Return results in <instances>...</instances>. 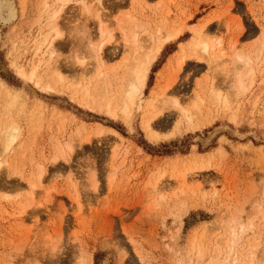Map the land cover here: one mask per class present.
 Here are the masks:
<instances>
[{
  "label": "rangeland",
  "instance_id": "rangeland-1",
  "mask_svg": "<svg viewBox=\"0 0 264 264\" xmlns=\"http://www.w3.org/2000/svg\"><path fill=\"white\" fill-rule=\"evenodd\" d=\"M12 1L17 19L0 25V264H236L237 256V264H264V0H100L102 24L94 17L99 0H70L50 66L48 46L37 49L59 6ZM181 28L128 119L78 104L84 89L92 107L113 91L120 98L134 49ZM109 35L98 66L87 48ZM200 41L214 44L212 55H193ZM180 42H189L185 54H174ZM237 54L249 56L253 69L240 93L234 72L246 67H235ZM40 58L37 85L17 71L29 74ZM97 68L104 74L96 77ZM49 79L53 90L42 89ZM181 105L191 126L180 119ZM153 111L161 112L149 130ZM10 121L19 138L5 152ZM251 248L254 259L245 253Z\"/></svg>",
  "mask_w": 264,
  "mask_h": 264
},
{
  "label": "bare ground",
  "instance_id": "bare-ground-1",
  "mask_svg": "<svg viewBox=\"0 0 264 264\" xmlns=\"http://www.w3.org/2000/svg\"><path fill=\"white\" fill-rule=\"evenodd\" d=\"M53 4L52 6H59L58 9H54L53 13L50 14V17H49V23H48V27L51 28V32L50 33H47V35H45L43 37V39L41 40V44L38 45V52L40 53L41 52V47L42 46H48V50H49V59L48 61H46L47 65L50 64V62L53 60L52 58L54 57V55L56 54V47H55V43L59 40L62 39L63 37V34L61 33V31L59 30L58 28V19H59V16L61 14V12L63 11L64 7L66 6V4L70 1V0H53ZM81 2V1H80ZM98 8H95V15H94V12H93V15L94 17L96 16V19H97V23L99 22L100 24H102V12L106 9L104 8L105 6H103L104 3L103 0L102 2L99 0L98 1ZM82 4H85L84 2H81ZM50 6V5H49ZM51 7V6H50ZM90 7V6H89ZM85 5L84 9L86 12H89L91 8H89ZM45 8V7H44ZM102 11V12H101ZM92 12V11H91ZM89 12V13H91ZM102 14H101V13ZM100 13V14H99ZM101 16V18H100ZM104 16V14H103ZM17 19V7L15 5V3L12 1V0H0V25H2L3 27L5 26H8L10 25L11 23H13L15 20ZM167 25V24H166ZM176 25V24H175ZM101 26V25H100ZM179 26V25H178ZM181 26V25H180ZM183 27V25H182ZM192 28L194 26H191ZM197 27V26H195ZM200 27V26H199ZM210 27V26H209ZM165 28V27H164ZM104 29V28H103ZM103 29H100V33L101 35L103 36L105 34L104 30ZM160 29V28H159ZM165 30V29H164ZM168 30V29H167ZM159 32L156 34V37L153 36L152 38H148L145 41L142 42V44L134 49V52H135V55L133 53V55L130 57L132 58L133 57V60L132 62L130 63V65H128L127 69L125 70L124 72V77L120 78L121 82H122V95L121 97L119 98L118 95H116V91H113V96H108L104 99H102V96L101 98H98L99 99H102L101 101H97L96 104V107H92L91 104L92 102H90V100L88 98H86V93H87V89H84L83 90V98L82 99H79L78 100V104L80 106H83V107H87L89 109H97L99 111H103V112H106L108 113L110 116L112 117H117L119 114L120 115H123V117L125 118H129L130 116V113L131 111L134 109L135 106H138V107H141L142 106V96H143V93L145 92V88L147 86V80H148V74H149V71L153 65V63L155 62V60L157 59V57L160 55L161 51L168 45L170 44L171 42L177 40L182 34H183V29H177V30H171V31H168L167 32ZM196 32V31H195ZM53 33V36L51 37V34ZM81 33V34H80ZM79 35L77 38H78V41L79 43L82 41L85 40L84 38L87 36H84L85 33L84 32H80ZM200 33V32H199ZM147 34V33H146ZM205 34V33H204ZM150 36V35H149ZM192 36V35H191ZM75 37V35H74ZM66 38V37H65ZM51 39V40H50ZM106 39V38H105ZM194 39V38H193ZM89 40V39H88ZM98 40V39H97ZM110 40V35H109V38L107 39V41H100L98 42V44L96 46H94V48H92V51H91V48H87V46L90 44V42L88 43V45H86L85 47L87 48L88 50V53L90 54H93L96 58V61L98 63V66H100L99 64H101L103 62L102 58H101V52H102V49L103 47L105 46V44H107V42H109ZM86 41V40H85ZM194 41V40H193ZM196 41H197V38H196ZM38 43V42H37ZM95 43V42H94ZM133 43L135 44L136 42L133 41ZM144 43V44H143ZM189 43V42H180L179 45H178V50H176L174 52L175 53H184V48H185V45ZM195 43V42H193ZM85 45V43H83ZM151 44H153L151 46ZM136 45V44H135ZM190 45V44H189ZM214 45V44H213ZM212 44H210L209 42L207 41H200L198 43L195 44V48L193 50V55H196L198 53V51H201L202 54L204 55H207L209 54L213 49H214V46ZM190 47V46H189ZM135 48V46H134ZM143 49V51H139ZM186 49V48H185ZM263 51V50H262ZM44 52V51H43ZM191 52V51H189ZM96 53V54H95ZM189 54V53H188ZM211 54V53H210ZM212 55V54H211ZM216 55V54H215ZM35 56V55H34ZM39 56V55H38ZM44 56V55H43ZM42 56V57H43ZM183 56V55H181ZM192 56V55H190ZM173 57V56H172ZM180 57V55H179ZM188 57V56H187ZM186 55L184 57H182L180 59V61L178 62V69H183V66H185V63H186ZM201 57V56H199ZM94 58V57H93ZM175 58V56L173 57ZM177 58V56H176ZM77 59V58H76ZM196 59V58H195ZM197 59H200L198 58V55H197ZM202 59V58H201ZM34 60V59H33ZM79 60V59H78ZM77 60V61H78ZM42 62V59L40 58V60H38V64H33V68L31 70V72L29 74H26L23 70H18L17 72H19L21 74V76L27 80H30V81H34L35 80V83L38 85L40 84L39 82V79L36 80L37 78V72H38V69H39V65L40 63ZM251 59L249 56L247 55H242V54H237L235 55L234 57V65L235 67L238 69V66H245L246 67V71L245 72H241V71H238V70H235L234 72V89L237 90L239 93L240 91L242 90H245L246 88V84H245V79H247V77L249 76V79H250V75L253 73V69H252V66H251ZM77 63L81 64V63H84V59H80V61H78ZM50 66V65H49ZM54 65H52V68L54 70L55 67H53ZM81 66V65H80ZM84 66V65H83ZM97 66V67H98ZM127 66V65H126ZM48 67V66H47ZM119 67V66H118ZM125 66H123V69H124ZM50 68V70L52 69ZM83 68V67H82ZM87 68V67H86ZM126 68V67H125ZM101 69V68H100ZM56 70V69H55ZM97 72H99V74L97 73V76H100L101 74H104L105 71H102V70H99L98 71V68L96 69ZM117 70V69H116ZM57 71V70H56ZM56 75L59 76L57 78V80L61 81L62 80V77H60V73L61 72H56ZM83 74L86 73L85 69L82 70ZM91 72V71H90ZM118 72V71H117ZM122 72V71H121ZM28 73V72H27ZM107 73V72H106ZM87 74V73H86ZM96 74V73H95ZM107 75V74H106ZM116 76V74H114ZM120 75V74H119ZM41 76V75H40ZM90 76V75H89ZM81 77V76H80ZM95 77V76H93ZM95 77V78H96ZM253 77V76H252ZM103 78V77H102ZM45 79V78H44ZM110 80H112V82H114L117 86V79L113 78V77H109ZM65 81V79H63ZM97 80V79H96ZM100 80V79H98ZM103 80V79H102ZM108 80V79H107ZM252 80V79H251ZM49 82H47V84H44V82H46L44 80V82L42 83V86L41 87L42 89H52L54 84H53V80L51 81V79L48 80ZM91 81V80H90ZM101 81V80H100ZM72 82V81H71ZM92 82V81H91ZM103 82V81H102ZM106 82V81H105ZM104 82V83H105ZM110 82V81H109ZM120 82V83H121ZM96 83H99V82H96ZM44 84V85H43ZM62 84V82H61ZM74 84V83H73ZM95 84V83H94ZM249 84V83H247ZM83 85V84H82ZM90 85V84H89ZM98 85V84H97ZM96 85V86H97ZM62 86V85H61ZM106 88H108L110 85L108 84V81L107 83H105ZM103 86V87H104ZM120 86V85H119ZM63 87V86H62ZM95 87V86H94ZM121 87V86H120ZM119 87V88H120ZM55 88V87H54ZM73 88V87H72ZM90 88V87H89ZM102 87H100L101 89ZM114 88V86H113ZM61 89V88H60ZM63 89V88H62ZM75 89V88H73ZM103 89V88H102ZM109 89V88H108ZM115 89V88H114ZM113 89V90H114ZM117 89V87H116ZM6 90V89H4ZM53 90V89H52ZM66 90V89H65ZM68 90V89H67ZM110 90H112L110 88ZM121 90V89H120ZM234 90V91H235ZM56 91V89H55ZM91 91V90H90ZM100 91V90H99ZM102 91V90H101ZM68 92V91H67ZM98 92V91H97ZM6 93V97H10V99H14L13 98V95L9 94L8 91L6 90L5 91ZM74 93V92H73ZM92 93V92H91ZM94 93V92H93ZM102 93V92H101ZM155 93V92H154ZM72 94V93H71ZM103 94V93H102ZM109 94V92H108ZM107 94V95H108ZM75 95V94H74ZM93 95V94H91ZM99 95V94H98ZM110 95V94H109ZM224 95V94H222ZM241 95V94H240ZM73 96V95H72ZM72 96H70L72 98ZM78 96V95H77ZM106 96V95H105ZM120 96V95H119ZM154 96V95H153ZM215 96H218V99L221 101V103H223L224 106H226L228 104V100L226 98H220L221 96L218 95V94H215ZM95 97V96H94ZM210 97V96H209ZM81 98V97H80ZM96 98V99H98ZM152 98V97H151ZM195 99V98H194ZM196 103L194 104V109H197L198 108V104L200 102V100L202 99V97H197L196 98ZM75 100V99H74ZM95 101V98L92 99ZM95 101V102H96ZM150 101V100H149ZM217 102V101H216ZM215 102V103H216ZM194 103V102H193ZM94 104V105H95ZM155 104V103H154ZM176 104V103H175ZM177 105V104H176ZM201 105V104H200ZM199 105V106H200ZM150 107H153V103L151 102L149 104ZM182 106V105H181ZM222 106V105H221ZM147 107V106H146ZM156 107V106H155ZM178 108V105L176 106ZM6 108V107H5ZM162 108V107H161ZM168 108V106H167ZM146 109V108H145ZM148 109V108H147ZM157 109V108H156ZM230 109V108H229ZM199 110V109H198ZM201 111V110H200ZM161 111H153L152 113V116H149V118H147V129L150 130V127H151V124L150 122L153 121L154 123V120L155 118L157 117V115L160 113ZM179 114L181 116L180 119H185L187 120V123H191L192 121V118H191V115H190V112H189V108L188 109H183V106L182 108L180 109L179 108ZM149 114V113H147ZM151 114V113H150ZM195 117V116H194ZM10 119V118H9ZM196 119V118H195ZM179 120V119H178ZM145 123V122H144ZM152 123V124H153ZM180 123H178L179 125ZM187 124V125H188ZM192 124V123H191ZM144 125V124H143ZM190 125V124H189ZM5 126V125H4ZM191 126V125H190ZM182 127V126H181ZM189 127V126H188ZM192 128V127H191ZM185 129V128H184ZM195 129V128H193ZM148 130V131H149ZM178 130V129H177ZM147 131V132H148ZM114 132V131H113ZM21 134V132H20ZM19 129H18V126L17 124L14 122V121H10L8 124H7V127L5 129V133H4V151H8L12 144L14 143V141L16 139H18L19 137ZM167 136V135H166ZM148 137L151 139V140H158L160 138V135L156 134V133H153L152 131H149L148 133ZM170 137V136H169ZM168 137V138H169ZM17 141V140H16ZM60 156V155H59ZM58 156V157H59ZM15 157V156H14ZM61 157V156H60ZM2 163V162H1ZM197 168V167H196ZM18 171V170H17ZM41 182V181H40ZM31 198V197H30ZM249 225V224H248ZM253 226V225H252ZM248 228V227H247ZM262 237H264L262 235ZM261 237V238H262ZM260 239V238H259ZM247 240V239H246ZM230 241V240H229ZM240 241V240H239ZM236 242V241H235ZM249 243V242H248ZM260 243H257L255 247L259 246ZM262 244L261 243V247H262ZM254 245V244H253ZM252 245H250L251 247ZM243 247V246H242ZM259 250V249H258ZM261 250V249H260ZM205 251V250H204ZM209 251V250H208ZM214 251V250H213ZM242 251V250H241ZM245 251V249H244ZM248 251V250H247ZM245 252L247 253V257H251L254 259V253L255 251L252 250V248L248 251V252ZM221 252V251H220ZM228 252V251H227ZM236 252V251H235ZM259 252V251H258ZM238 253V252H237ZM241 253V252H240ZM261 254V253H260ZM205 255V254H204ZM203 248L202 246H197V257L198 258H202L203 256ZM209 255V254H208ZM258 255V254H257ZM81 256V255H80ZM205 257V256H204ZM77 258V257H76ZM80 258V257H79ZM78 258V259H79ZM225 258V257H224ZM240 258V257H239ZM239 258L237 256V259H234V263L237 264V262H239ZM211 259V258H210ZM250 259V258H249ZM260 259V258H259ZM77 260V259H76ZM212 260V259H211ZM243 261V260H242ZM242 261L240 262L241 264ZM258 261V260H257ZM260 261V260H259ZM82 262V261H81ZM202 262V261H201ZM226 262V258L225 260L221 261L220 259H216L215 260H212L211 262H208L209 264H225ZM244 262V261H243ZM250 262V264H253L252 261H248ZM255 262V260H254ZM85 263V262H84ZM83 263V264H84ZM80 264V263H79ZM82 264V263H81ZM86 264V263H85ZM248 264V263H247ZM255 264V263H254ZM263 264V263H262Z\"/></svg>",
  "mask_w": 264,
  "mask_h": 264
}]
</instances>
